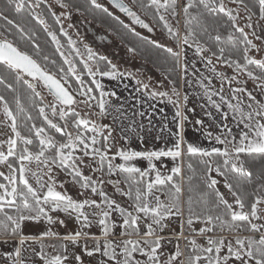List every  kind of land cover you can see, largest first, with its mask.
<instances>
[{
  "label": "snow or ice",
  "instance_id": "obj_1",
  "mask_svg": "<svg viewBox=\"0 0 264 264\" xmlns=\"http://www.w3.org/2000/svg\"><path fill=\"white\" fill-rule=\"evenodd\" d=\"M43 2L44 0H0V5H3L0 10V21L15 28L22 39L34 40L35 34L28 31L26 24H17L9 15L4 14L7 12L20 16L21 13L27 12L31 20L44 25V31L56 45L63 63L67 65L65 70L62 66L58 67L55 61H49L48 57H42L44 61L42 66L32 55L22 51L12 39H9L12 32L8 27L0 31V68L13 75L14 79V82H9L6 77L0 76V86L7 93L12 94L11 102L6 95L0 94V112L4 116L0 125L10 128L11 131V136L6 141L0 142V149L7 145L6 152L0 150V165L6 166L8 170L7 173L0 171V237L17 239L20 245L7 261L10 264H25L22 252L26 241L43 240L47 237L57 240L58 243L48 245L53 250L52 253L46 252L45 245L41 243L40 258L44 264H67L69 249L81 248V241H83V254L92 258L99 257L98 264H264V224L255 222L264 220V194H260L261 188L264 187V172L254 177L253 172L245 167V161L241 158L242 155L259 158L264 164V102H258L256 97L244 87H229L231 99L236 101L233 104L225 98L223 90L225 82L240 84L238 76L244 74L257 82L256 86L264 92V59L257 60L249 55L253 49L257 53L261 52V48L250 39V34L245 32V27H253L251 21L257 10V23L264 22V0H230L236 5L235 10L226 8L224 0H198V3L189 0L187 4L182 5L186 29V34L182 37L172 29L165 16V13H170L175 18L177 0H147V3L142 0L141 9L146 12L154 9L153 18H159L171 38L177 40L181 52L184 45L190 47L195 45L196 54L201 56L209 71L221 81L219 91L211 89L210 80L208 86L202 84L205 97L218 112L221 104H225L232 118L238 124H242L246 131H241L237 141L227 124L221 126V134L214 138L218 144L225 146L223 150L213 147L209 151L186 143L183 135L186 117L181 111L179 92L173 87L172 95L176 98L172 99L169 93L149 91L148 85L140 82V86L148 96L167 97L168 102L176 108L174 143L171 147L166 146L151 151L120 149L113 156H108L112 148L110 141L113 139V129L108 125L81 118L75 107L83 105L89 111L98 108L96 115L103 118L112 107L105 97H115V93L104 91L95 77L115 78L118 74L114 66L102 71L99 60L105 58L97 57L90 48L86 49L87 56H82L69 37L71 52L80 57L83 70L91 78L95 89L86 86L82 76L77 74L74 60L60 51L61 44L57 35L49 31L45 21L35 13L34 9L40 7ZM133 2L135 3V0ZM90 3L95 8L101 7L96 0H90ZM109 3L129 17L133 24L152 31V28L122 0H109ZM60 6L67 7L63 3ZM194 7L197 10L195 15L190 12ZM240 10L247 14L245 27H241L237 21L236 13ZM104 11L107 12V9ZM202 12L210 16L223 14L230 22V25H224L230 28L227 37L230 46L227 57H225L226 49L219 47L222 38L218 28L214 37L211 35L208 37L209 40H215L218 51H213L211 57L202 55L211 51L197 38L207 33V26L200 22ZM56 22H60L59 17H56ZM193 22L200 27L199 32L193 27ZM60 35L67 36L63 28L60 30ZM251 35L255 36V33ZM256 39L264 40V37H256ZM33 47L36 45L33 44ZM165 50L172 55L176 65L181 67L183 81L187 68L181 64V53L173 52L171 48ZM241 50V58L233 59L232 52L239 53ZM129 51L133 49L130 48ZM212 57L218 63L232 67L237 75L227 77L218 72L212 65ZM49 65L54 70H50ZM252 65L260 69L259 74L249 70V66ZM71 78H74L79 85V88L75 89V95L69 91L72 86ZM202 79L208 78L202 77ZM38 85L48 90L49 95L53 97L52 101L44 103V98L37 91ZM21 86L30 90L27 106L23 102ZM240 93L247 95L246 103L238 95ZM76 96L81 99L76 100ZM214 96H219L220 103L213 100ZM186 101L187 96L184 97V102ZM29 108L38 110L41 126H37L28 111ZM139 114L143 115V113ZM57 116L63 125L54 122L53 118ZM222 116L227 120L226 113ZM70 117L75 118L70 119ZM195 123L202 124V121L197 120ZM70 124L74 132L68 131ZM22 128L27 129L28 135L22 134ZM48 129L54 130L63 139H57ZM205 135L209 140L213 138L211 132H206ZM194 156L202 158L200 163L205 165L206 173L214 170L217 176L223 177L224 187L234 198L233 203H230L216 188L218 180L207 174L201 179L208 191H200L189 184L185 196L181 180L182 165L185 157ZM216 156L223 158L222 165L215 162ZM168 158H171L173 166L170 169L171 174L165 175L160 168L166 166L164 161ZM117 159L122 162L114 163ZM97 160L99 167H93V172L99 171L109 177L119 174L122 177L124 189L119 187L121 180L109 181V183H113L117 193L130 201L127 208L110 198L102 187L98 190L97 184L103 185V177L93 181L91 177L83 174L82 166H87L90 161L95 163ZM138 160L147 161V167L137 166L134 162ZM157 163L160 168L157 167ZM33 164L35 168L31 167ZM188 167L192 168L191 163ZM55 169L66 172L72 177L82 190L80 195L84 196L83 200L74 199L66 192L56 191L57 181L53 175ZM29 175L36 181L35 187L29 182ZM45 176L47 180L44 179ZM245 185L256 186L249 192ZM60 187H63V183H60ZM89 192L92 196L98 195L99 202L90 199ZM162 196L164 199L161 198ZM50 213L66 214L67 218L75 220L80 230L63 235L48 230L39 238L22 234L21 226L25 221L38 222L43 218L49 225L58 220L62 227L66 226L64 219L58 216L54 219ZM113 213L119 215L121 222L117 223L112 219ZM172 217L180 218L181 231L176 235L175 252L161 259L164 255L162 241L165 238L159 233L167 226L164 222ZM194 221L205 225L198 233L193 230V235L206 236V246L199 245L195 239H189L184 235L185 224L191 229ZM94 226L99 227V236L85 231ZM117 227L120 228L119 239H116ZM217 229L234 234V242L226 241L223 237L216 238L214 234ZM241 232L260 233V236L259 239H254L253 236L241 237ZM181 236L187 241L186 251L183 252L179 247ZM90 240L93 242L91 246L88 243ZM224 249L227 250L226 254ZM137 256L143 259H138ZM72 259L75 264H84L82 256L76 252L72 253Z\"/></svg>",
  "mask_w": 264,
  "mask_h": 264
},
{
  "label": "rangeland",
  "instance_id": "obj_2",
  "mask_svg": "<svg viewBox=\"0 0 264 264\" xmlns=\"http://www.w3.org/2000/svg\"><path fill=\"white\" fill-rule=\"evenodd\" d=\"M123 1L126 4H128L135 12H137L140 15V17L142 19H144L151 26L152 31H153V34L150 35V34L144 32L142 30H138V29L133 28L136 33L143 35V36H146L156 45H159V46L164 47L166 49L171 48L172 51H174L176 49V50H178V52H181L180 47H177L174 49L172 47L173 45L170 43L168 38L165 37L158 29H156L151 24V22L148 21V19H146L145 16L138 11L139 9H137L135 7L132 0H123ZM88 2H89V4H91L90 0H88ZM96 2L101 6L100 9H102V10L107 9V12L111 16L120 20L124 25H127L128 27L130 26L126 22V20L124 18H122V16L118 15L115 11H113L103 0H96ZM61 3L62 2L60 0H44V2L41 3V5L43 4V5H45V7L50 9L49 11L51 12V15L53 16L55 21H56V17H59L60 22L59 23L56 22L58 25L59 33L56 32V30L54 31V28H52V26H49L47 24L48 22L44 19L43 12H42V9H40V7L34 9L35 13L40 15L41 19H43L45 21V24L47 25L49 31L54 32L57 35V39L61 44L60 51L64 52L66 57H69L70 59L74 60V62L76 63V66H77V71H78L79 64H81L80 63V57H77L75 53L71 52L72 46H70L68 44V38L69 37L74 42V46L80 50V53L82 56L86 57L87 56L86 49L90 48L93 51V53L96 54L97 57H104L106 60V58H107L106 52L98 50V49L92 47L91 45H89L88 42L80 34H83L85 24H89L91 27L96 28L98 30V32L101 33V35H106L107 37L110 38L111 36L108 34V32L106 30L100 28L99 26H96L90 20H87L81 13L74 11L69 6H67L66 8L61 7L60 6ZM177 3H178V7H177L178 27H177V30H178V33L181 34V32L184 33V31H183L184 19H183V12L181 9V3L187 4L188 1L186 2V0H183L181 2V0H177ZM224 4H225L226 8H231L234 10L236 8V5H233L231 2H228L227 0H224ZM53 14H55V15H53ZM236 14H237L238 24L241 27H245L247 14L243 10H240ZM251 22L253 24V27L252 28L245 27V32L249 33L250 39H252L255 44L260 46L261 52L257 53L255 51V49H253L249 53V55L252 56L253 58L257 59V60L264 59V40L256 39V37H264V22L257 23V18L254 15L252 17ZM61 28H63V30L67 33V36L60 35ZM253 32L255 33V36L251 35ZM114 42H115L114 46L116 48H122L124 51V55L125 56L128 55L130 57L131 63L129 65V69H128V68H123L116 61H113V62L110 61L109 62L107 60L108 63L111 65V67L114 66L115 71L117 72L118 75L115 78H107V77H100V76L95 77V79L101 83L104 91H106L108 93H115V97H111V96L105 97V99L109 100V103L112 105L111 108L114 109V107H117L116 105L119 104L121 102L120 100L122 99V98L118 97L117 90L113 89V87L110 86L111 85L110 79H116L120 82V85L126 87L125 88L126 89L125 95H126L127 99L133 100V97L135 95L141 94L142 96L148 98L151 102H155L154 104H156V105L158 104V106H163L165 108L169 106V107H172L174 109V111H176V108L174 107V105L168 102L167 97L157 96L156 98H151L150 96H148L146 94L145 90L140 86V82H142L143 84L148 85L149 91L167 92V93H169V96H171L172 99H175L176 97L172 95V89L173 88H172L171 84L169 82H167L165 77L163 75H161L155 69L148 66L147 64L140 62L135 56H133L130 53L129 49L123 47V45L121 43H119L116 40H114ZM53 47L56 50L55 44H53ZM183 51H184V53L187 54L186 55L187 65L192 66L191 68H194V70L192 72H194L193 75L196 74L198 83H201L205 86H208L209 80H210L211 81V85H210L211 89L215 90V91H219L221 88L220 79L215 77L213 75V73H211L209 71L208 66H206V63L204 62V60L201 59V56L196 54L195 45L193 44V46H191V47L188 45H184ZM56 53L58 54V56L62 60V58H61V56L57 50H56ZM190 53L191 54L193 53L195 60H193L194 58H192L191 56L188 55ZM202 55L207 56V57H211V55L208 52L202 53ZM62 63H63V60H62ZM81 65L83 67V64H81ZM212 65L215 66V68L218 72L223 73L227 77L237 75V73L233 71V68L227 66L226 64L222 65V64L218 63L217 60L213 57H212ZM65 66L67 68V65H65ZM195 67H198V68H195ZM93 70H95V68H93ZM77 74H78V72H77ZM202 77H207L208 79H202ZM89 79L91 80L90 77H89ZM238 79L241 81L240 84H236L235 82H233L231 84L225 82L223 84L224 96L229 102H231L233 104L236 103L235 100L231 99V94L228 91L229 87H232V88L244 87L248 90V92H251L253 94V96L256 97V100L258 102H264V92H261V90L256 86L257 82L249 79L244 74H239ZM75 86L76 87H74V85H72L71 88H69V91L72 92L73 95H75V89L79 88L78 84H76ZM94 87H95V85H94ZM131 88H133L134 90L131 91ZM202 89L203 90H201V91L204 92L203 87H202ZM37 91H39L41 93V96L44 98L45 104H47L49 101H52L53 97L51 95H49V93L44 88H42L41 85L37 86ZM177 92H179V94H180L181 103H182L183 108H184V109L181 108V111L183 112V115L187 119V121H185V125L183 128V135L186 132V127L189 126V128H192L195 131L194 132L195 135L191 138V142L193 143L194 146L200 147L202 149H207L209 151H211V149L213 147H216V148L223 150L225 146L222 144H218L214 138L217 134L215 132H211L213 135V138L211 140L206 138V135L205 134L203 135V132L204 133L209 132L206 125L203 123V121L201 119H198V120L202 121V124H196L195 122L197 121V119L194 117L195 116L194 110H192V111L189 110V112H188V110H186V108L187 109L190 108V105L188 104V97H187L186 103L184 102V97L186 96L185 90L183 91L184 92L183 93L182 91L177 89ZM96 95L98 96L99 93L97 92ZM238 95H240L243 98L245 103L247 102V95L246 94L240 93ZM135 97H137V96H135ZM75 98H76V100L81 99V97H79V96H76ZM218 98H219V96H218ZM8 99L11 102L12 96L8 97ZM199 100H200V96L198 95L195 98V103H194L195 107H196L197 103H200ZM219 101H220V99H219ZM221 108H222V104H221ZM116 109H118V108H116ZM116 109H114V110L116 111ZM212 109H214L213 106H212ZM48 111H49V115H51L50 110H48ZM75 111L78 112L80 114V117L83 119L94 121L97 124L108 125L113 129V133H112L113 139L110 141V143L112 144V148H111V151L108 152V156L115 155L117 153V151L120 149L137 151L136 149H134V147L128 146V144L126 142H124V141L122 142V137H121L120 132L116 126V123L113 120V118L111 117V115L108 114V112L103 118H101L98 115H96V113L99 111L98 108L94 109L93 111H89V109L83 105L76 106ZM225 112L228 115V118H227V120H224V122L227 124V126L229 128L231 127L230 129H231L232 135L235 136L237 141H239V135H240L241 131H246V129H244V128L242 129L240 124H237V123L232 124L231 123L232 119L230 118V116H232V114L228 108H226ZM187 117H189V118H187ZM53 119H54V122L63 125V122L59 120L58 116L53 118ZM3 120H4V116H3L2 112H0V121H3ZM234 126L237 128L234 129ZM68 131L73 132L71 126H69ZM50 134H51V132H50ZM199 134H201V135H199ZM9 136H11L10 128L0 125V142L6 141ZM229 138L231 139V137H229ZM140 140H141V138H139V141ZM201 140L204 141L202 143L206 142V143H210V144H216L218 146H209V144H208V145H206V147H202V146H200V142H199ZM140 143H142L144 145L143 146L144 148L143 147L138 148V150L140 149L139 151H151L149 149L148 145H145V143L143 141H140ZM97 146H99V145H97ZM0 150H3L6 152L7 151V145L5 144L3 149H0ZM85 159L87 160V158H85ZM121 162L122 161H120L119 159L114 161V163H117V164L121 163ZM134 163H136V165L141 167V168L147 167V161L138 160V161H135ZM164 163L166 165L165 167L160 168L159 163H157V167L160 168V171L163 174H165V175L171 174L170 169L173 166V162H172L171 158L166 159L164 161ZM31 167L35 168L36 166H35V164H33V165H31ZM93 167H96V168L99 167L98 160L95 163L90 161V162H88L87 166H82L83 174L85 176L91 177L93 181H96L100 177H103L104 183H103V185L97 184L98 190L102 187L103 191L110 198L116 200L122 206L127 208L130 201H128L126 199V197L117 193L116 187L114 186L113 183H109V181L115 182L117 180H121L119 187L124 189V184L122 182L121 176L119 174H116V175H112L111 177H109L107 175L102 174L99 171L93 172V170H92ZM105 168H106V165H105ZM0 171L7 173L8 170H7L6 166L0 165ZM53 175L55 177V180L57 181L56 191H59L61 193L66 192L67 194H70L74 199H77V200H83L84 199V196L80 195V192L82 190L80 189L79 185L76 184L73 181L72 177L69 176L66 172H62L59 169H55ZM208 175H210L212 178H215L218 180V184L216 185V188L221 193L224 194L225 198L230 203H233L234 198L231 196L228 189L224 187L223 177L217 176L214 170L211 173H208ZM28 179H29V182L33 185V187H35L36 186L35 179L33 177H31V175H29ZM44 179L47 180V177L45 176ZM181 180H182V178H181ZM60 183H63V187H60ZM125 191H126V189H125ZM88 195H89L90 199H95L99 202L100 197L98 195L92 196L90 194V192ZM157 195H159V193H157ZM161 198L164 199L163 196ZM85 211H88V209H85ZM50 215H52L54 219L57 216L60 219H64L66 226L62 227L59 224L58 220L55 223L49 225L47 223L46 219H43V218L38 222L25 221L21 226L22 234L24 236H32L33 237L35 235H40V234H43L44 232H46L48 230H51L53 233H59V234L63 235V234H68V233L80 230L79 225L75 222V220L67 218L66 214H64V213H50ZM186 218H187V213L185 212L184 219L186 220ZM112 219L115 220L117 223L121 222L119 215L116 213H113ZM255 222L259 223V224H264V220L255 221ZM164 223L167 226L164 228V230L162 232L159 233L161 236H163L165 238L162 241V244H163L162 252L164 255L161 257V259H164L170 253L175 252V249L177 246L176 235L179 234L181 231L180 218L172 217L169 220L165 221ZM202 227H205V225L199 221H194L193 225L191 226V229H189L187 227V225L185 224L184 235L188 236L189 239H195L197 244L206 246V240H207L206 236L193 235V230H195V232L198 233L199 229ZM142 228H143V225H142ZM85 231H89V232H91L97 236L100 235V229L98 226H94L91 229H85ZM115 231L117 232L116 239H119L120 238L119 237L120 228L117 227L115 229ZM209 235H213V234H209ZM214 235L216 238L223 237L226 239V241H233L234 242V234L229 233L227 231H224V232L216 231ZM240 235H241V237L253 236L254 239H259L260 233L252 234L249 232H241ZM88 243H89V246H91L93 242L90 240ZM186 244H187V241L185 240L184 236H181L179 239V247H180L182 252L186 251ZM82 245H83V241H81V246ZM39 248H41V244L26 241L22 255L26 259V258L32 256L31 255V254H33L32 252H34V253L36 252L34 250L31 251V249L38 250ZM226 251L227 250L224 249L225 254H226ZM73 252L80 254L82 256V258H83V256H85L82 253V247L78 248V249L70 248L69 253H68L69 257L70 256L72 257ZM137 258L143 259L139 256H137ZM97 259L98 260H97L96 264H98L99 257H97ZM181 259H183V256L181 257ZM67 264H75V261L70 263V260H69L67 262ZM86 264H88V263H86ZM93 264H94V262H93Z\"/></svg>",
  "mask_w": 264,
  "mask_h": 264
},
{
  "label": "trees",
  "instance_id": "obj_3",
  "mask_svg": "<svg viewBox=\"0 0 264 264\" xmlns=\"http://www.w3.org/2000/svg\"><path fill=\"white\" fill-rule=\"evenodd\" d=\"M63 4L69 6L74 11L81 13L87 20H90L92 23H94L96 26H99L100 28L106 30L108 34L116 41L121 43L125 48L133 49V51H130V53L135 56L140 62H143L144 64H147L151 68L158 71L161 75L165 77L167 82H169L175 89H178V69L179 67L174 62V58L172 55H170L164 48L161 46H157L155 43H153L149 38L146 36L140 35L136 33L133 29V27H125V25L118 20L117 18L111 16L108 12H105L104 10L100 8H95L91 4H89L88 0H60ZM183 0H181L182 2ZM189 2V0H186V2ZM230 2V0H227ZM133 2V0H132ZM142 0H135V7L139 9L138 11L145 16L148 21L151 22V24L158 29L165 37L168 38L170 43L173 45L172 47L175 49L178 47L177 40H174L169 35L167 29L163 27V23L159 21V18H153L154 9L148 10L147 12L145 10H142L140 7ZM144 3H147V0H143ZM194 3H198V0H193ZM186 3H181V9L182 5H185ZM178 3H176V12H177ZM3 5H0V10H2ZM40 9H42L43 17L48 22L47 24L49 26H52L54 28V31L59 33L58 25L56 21L54 20L53 16L51 15V12L45 5H40ZM79 9V10H77ZM183 12V11H182ZM190 12L195 15L197 10L196 8L190 9ZM137 13V12H136ZM5 15H9L10 18L14 19L17 24H26L28 27V31L30 33L35 34V39L30 40L27 38H21L19 33L16 31L15 28H13L10 25H5V22L0 21V31H3L4 27H8L11 32L12 36L9 37V39H12L22 51L27 52L28 54L32 55L33 58H35L38 62L41 63V65H44V61L42 57H48L49 61H55L56 65L58 67L62 66L65 70L67 69L66 66L62 63V60L56 53V50L53 47L52 41L48 34L44 31V26L41 24L36 23V21L31 20L30 17L27 16V12H23L20 14V16H15L12 13H4ZM138 14V13H137ZM139 15V14H138ZM140 16V15H139ZM166 20L169 23V25L172 27V29L176 32H178V15L173 18L170 13H165ZM256 18H258V10L257 14H254ZM183 19L185 21L184 13H183ZM145 21V20H144ZM146 22V21H145ZM200 22L201 24L207 26V33L204 35L198 36L197 38L205 45L206 48L211 49V51H207L210 55L213 51H218V46L214 39L209 40V35L215 36L216 29H219L220 35H221V44L219 47H224L226 49L225 51V57L228 56V49H229V42H228V32L230 30L229 27H225L224 25H230V22L228 21L227 17L223 14H220L219 16H210L207 13H203L200 15ZM147 23V22H146ZM148 24V23H147ZM149 25V24H148ZM150 26V25H149ZM151 27V26H150ZM193 27L196 29L197 32L200 31V27L196 25L195 22H193ZM183 31L179 33V37H182L186 34V29L183 23ZM179 37L177 39H179ZM191 43V41H190ZM33 44L36 45V47H33ZM242 49V46H240ZM173 52H178V50H174ZM37 53H39L37 55ZM242 56V50L241 52H232V58L233 59H240ZM214 58V57H213ZM243 61L241 60V63ZM99 66L102 71H106L111 69V65L108 63L107 60H99ZM232 68V67H231ZM49 69L53 70L51 68V65H49ZM249 70L259 74L260 69L257 66H249ZM78 74L82 76V79L84 80L85 84L87 86L92 87L95 89L94 85L91 83V80L87 76V74L84 72L83 67L81 64L78 66ZM0 76L6 77L9 82H14L13 75L9 74L5 69L0 68ZM174 82V84H173ZM71 84L75 85L77 84L74 78H71ZM20 92L23 98V102L25 103V106H27V97L30 94V90L26 89V87L21 86ZM0 94H4L7 97L12 96V94L7 93L2 86H0ZM39 103V101H37ZM28 111L31 113L33 118L35 119V122L37 126L42 125V121L39 119L38 110L34 108H29ZM75 117H70V119H74ZM47 127L46 125H44ZM71 126V124L69 125ZM72 128V127H71ZM49 132H51V135L55 136L57 139H63L60 137L58 133H55L54 130L48 129ZM72 131L75 130L72 128ZM21 132L23 135H28L27 129L22 128ZM89 135H91L89 133ZM245 161V167L247 169H250L254 177L259 176L262 172H264V164L261 163L259 158H252L243 156L241 157ZM201 157L194 156V157H185L183 165H182V183L183 188L185 191V196L187 195V188L189 187V184L196 187L200 191H208L206 186L204 185L203 180L201 179L202 176L208 175L206 173L205 165L200 163ZM207 159V158H204ZM214 160L216 163H219L222 165L223 158L216 156L214 157ZM191 163L192 168L188 167V164ZM215 167V164L213 165ZM122 179V177H121ZM256 185L248 186L245 185V188L251 192L253 187ZM260 194H264V187L261 188ZM249 200H251V197H249ZM216 231H220L217 229Z\"/></svg>",
  "mask_w": 264,
  "mask_h": 264
},
{
  "label": "crops",
  "instance_id": "obj_4",
  "mask_svg": "<svg viewBox=\"0 0 264 264\" xmlns=\"http://www.w3.org/2000/svg\"><path fill=\"white\" fill-rule=\"evenodd\" d=\"M180 53L182 56L181 64L186 66L187 72L184 76V80L182 81V71L181 67H179L178 90L182 92L185 90L186 92L185 94L188 97V104L190 105V108H186V110H188V112L189 110H194V117L197 120L201 119L208 128L209 132H215L217 135H220L221 126L226 124L224 122L222 114L226 113L225 111L227 107L225 104H222L223 109L221 108L219 112L215 108L212 109V105L209 103L207 97H205L204 92L201 91L203 90L201 87L202 84L198 83L196 74L193 75L194 72L192 71L194 70V68H191L192 66L187 65V54L184 53V51ZM188 55L194 58L193 53H190ZM193 60H195V58ZM110 82V86L113 87V89L117 90L118 97L123 99H121V102L116 105L117 107H114V109L118 108L116 109V111L112 108L108 110V114L111 115L120 132L122 142H126L128 146L134 147V149H136L137 151L140 150H138V148L144 146L142 143H140V141H143L145 145H148L150 150H159L161 148H165L166 146L171 147L174 143V135L176 132V111H174V109L169 106V108L158 106V104H154L155 102H151L148 98L142 96L141 94L135 95L137 97L134 96L133 100L127 99L125 95L126 87L120 85V82L116 79H110ZM133 90L134 89L131 88V91ZM198 95L200 96V103H197L196 108L194 106V103L195 98ZM213 100L217 103H220L218 96H214ZM139 113H143V115H140ZM230 118L232 119V124L237 123V121L234 120L232 116H230ZM235 126L234 129L237 128ZM240 126L243 129V125L240 124ZM194 132V129L189 128V126L186 127V132L184 133L186 143L193 144L191 142V138L195 135ZM204 134L205 133L203 132V135ZM139 138H141L140 141ZM199 142L200 146L202 147H206V145L208 144L209 146H218L216 144H210L206 142L202 143L204 142L202 140ZM41 235L42 234L35 235L33 237L39 238ZM28 241L38 244L43 243L45 245L44 250L48 253H52V249L48 247V245L58 243L57 240L47 237H45L43 240L33 239ZM19 246V241L17 239H4L3 237H0V264H10V262L7 261V258L10 255L14 254L15 249ZM33 250L36 252H32V256L26 259L24 258L25 264H44V261L40 258L41 248H39L38 250L31 249V251ZM82 259L84 261V264H93V262L94 264H96L98 260L97 257L92 258L87 257L86 255L83 256ZM69 260L70 263L74 262L71 256L69 257Z\"/></svg>",
  "mask_w": 264,
  "mask_h": 264
},
{
  "label": "flooded vegetation",
  "instance_id": "obj_5",
  "mask_svg": "<svg viewBox=\"0 0 264 264\" xmlns=\"http://www.w3.org/2000/svg\"><path fill=\"white\" fill-rule=\"evenodd\" d=\"M118 15H120V14H118ZM122 18H124L126 20V22L131 27H133L135 29H138V30H142V31H144V32H146V33H148L150 35L153 34V31H148L145 28L138 27L135 24H133L131 22V19L129 17L122 16ZM142 20H144V19H142ZM80 35L92 47H94V48H96L98 50H101V51L106 52V56H107L106 60H108L109 62L110 61L111 62L116 61L123 68H128L129 69V65L131 63L130 57L128 55L127 56L124 55V51H123L122 48H116L114 46L115 42H114V39L112 37L109 38L106 35H101V33H99L96 28L91 27L89 24H85V26H84V32H83V34H80Z\"/></svg>",
  "mask_w": 264,
  "mask_h": 264
},
{
  "label": "water",
  "instance_id": "obj_6",
  "mask_svg": "<svg viewBox=\"0 0 264 264\" xmlns=\"http://www.w3.org/2000/svg\"><path fill=\"white\" fill-rule=\"evenodd\" d=\"M109 7H111L116 13L120 14L121 16H124V17H127L125 14L121 13L118 9L114 8L110 3H109V0H103ZM123 3H125L123 0H122ZM126 4V3H125ZM132 11H134L128 4H126ZM135 12V11H134ZM138 15V14H137ZM139 16V15H138ZM140 17V16H139ZM144 21V20H143ZM145 22V21H144ZM146 23V22H145ZM138 27H140L139 25H136ZM42 88H44L42 85H41ZM47 92L48 90L46 88H44Z\"/></svg>",
  "mask_w": 264,
  "mask_h": 264
}]
</instances>
